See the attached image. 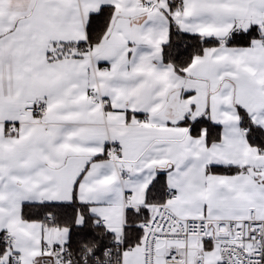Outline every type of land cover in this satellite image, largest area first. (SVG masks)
I'll return each mask as SVG.
<instances>
[{"label": "snow or ice", "instance_id": "obj_1", "mask_svg": "<svg viewBox=\"0 0 264 264\" xmlns=\"http://www.w3.org/2000/svg\"><path fill=\"white\" fill-rule=\"evenodd\" d=\"M0 264H264V0H0Z\"/></svg>", "mask_w": 264, "mask_h": 264}]
</instances>
